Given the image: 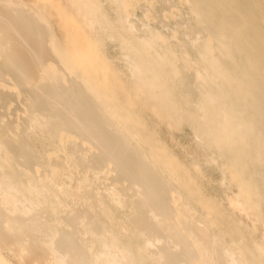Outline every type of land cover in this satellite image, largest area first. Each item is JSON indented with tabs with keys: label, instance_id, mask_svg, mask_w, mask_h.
<instances>
[{
	"label": "bare ground",
	"instance_id": "bare-ground-1",
	"mask_svg": "<svg viewBox=\"0 0 264 264\" xmlns=\"http://www.w3.org/2000/svg\"><path fill=\"white\" fill-rule=\"evenodd\" d=\"M0 264H264V0H0Z\"/></svg>",
	"mask_w": 264,
	"mask_h": 264
},
{
	"label": "rangeland",
	"instance_id": "rangeland-1",
	"mask_svg": "<svg viewBox=\"0 0 264 264\" xmlns=\"http://www.w3.org/2000/svg\"><path fill=\"white\" fill-rule=\"evenodd\" d=\"M110 46V48H109V50H110V53L112 54V55H115V49H114V47H113V45L112 44H109ZM163 130H164V134L165 135H167V129H166V127H164L163 128ZM188 131H190V129L188 130ZM188 133V132H187ZM182 135V141L184 142H186V143H191L190 142V139H191V141H193L192 140V136H191V134H189V135H186V134H181ZM191 136V137H190ZM187 141H189V142H187ZM212 174H213V177L214 178H219V173L218 172H216V171H212Z\"/></svg>",
	"mask_w": 264,
	"mask_h": 264
}]
</instances>
